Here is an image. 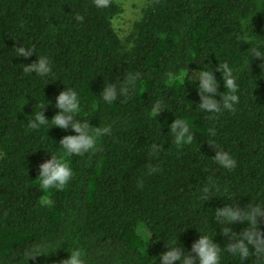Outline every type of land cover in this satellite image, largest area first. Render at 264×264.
Returning a JSON list of instances; mask_svg holds the SVG:
<instances>
[{
    "label": "trees",
    "instance_id": "1",
    "mask_svg": "<svg viewBox=\"0 0 264 264\" xmlns=\"http://www.w3.org/2000/svg\"><path fill=\"white\" fill-rule=\"evenodd\" d=\"M120 12L115 0H0V264H61L73 249L84 264H160L177 239L195 255L200 233L221 246L219 264H264V217L227 225L216 216L226 205L264 209V61L251 56L264 54V0H148L124 41L112 25ZM22 44L35 52L18 57ZM41 55L51 73H25ZM201 62L224 94L215 70L232 68L234 111L199 108L198 82L180 75ZM130 75L129 90L105 102L104 85L123 88ZM65 86L79 94L80 119L111 131L95 151L65 157L73 176L63 188L44 190L39 164L75 132L27 121L45 104L50 119ZM175 119L193 140L177 142ZM211 144L235 167L220 166ZM246 230L255 244L230 253L222 232L239 241Z\"/></svg>",
    "mask_w": 264,
    "mask_h": 264
},
{
    "label": "clouds",
    "instance_id": "2",
    "mask_svg": "<svg viewBox=\"0 0 264 264\" xmlns=\"http://www.w3.org/2000/svg\"><path fill=\"white\" fill-rule=\"evenodd\" d=\"M107 0H96L97 7H105ZM18 57L27 58L35 52L33 48H26L23 44L15 48ZM251 56H255L264 61V54L258 49L251 51ZM202 66L195 73L196 87L199 93L200 102L199 108L205 112L218 113L221 110L234 111V106L239 102L238 86L232 68L227 64H218L216 67L217 72H220L223 78L224 89H227V94L224 92H218L219 81L216 79L213 70L210 67H206L203 62ZM264 69V63L260 65ZM23 71L25 73H34L39 77H47L52 71V65L47 56H37L35 62L31 64H24ZM136 81L135 75H130L127 80V85L123 88H118L115 82L104 85L102 90L103 99L105 102H112L117 98V93L121 95L128 91V85L134 84ZM218 95L221 99L218 101L214 97ZM51 103L50 101H47ZM46 105V104H45ZM45 105L41 106L38 113L32 115V119L27 121V127L31 129H37L38 127H49V122L53 127L60 129H68L69 127L74 130V135H66L59 140V147L62 149L63 154H57L52 151L50 153V159L46 162L39 164L38 181L41 189L47 190L51 188L61 189L72 178L73 170L69 166L66 156L83 155L89 151H95L97 149V141L100 137L109 134L110 127H96L91 126L86 119H80L78 117V111L80 109V99L78 92L73 88H65L59 92L55 97L54 107L58 109L57 112L49 119L47 118L42 109ZM160 105H156L157 114L160 113ZM170 127V131L173 133L177 142H188L193 140L194 133L188 127V124L183 120L175 119ZM214 135V130L211 131ZM214 145V144H211ZM215 148V156L213 159L225 169H232L236 165L235 159L227 152ZM44 205L51 204V200L44 198L41 201ZM216 216L221 218V222L229 225L235 222L242 221V216H247L249 221L257 220L258 217H264V209L258 207L250 208L247 212H242L237 207H231L226 205L223 208L216 209ZM222 234L229 237V243L227 250L230 253H237L244 257L247 255L248 249L246 242L249 244H255L254 234L250 231H244L239 233L240 240L236 241L232 238L231 232L225 231ZM221 246L215 242L214 238H210L208 235L201 234L199 238L191 245L190 255L188 250L184 248L182 244L178 243V239L175 244H169L167 242V250L159 256L160 264H219L220 262ZM69 255L64 259L61 264H84L82 252L79 249H73L68 251Z\"/></svg>",
    "mask_w": 264,
    "mask_h": 264
},
{
    "label": "rangeland",
    "instance_id": "3",
    "mask_svg": "<svg viewBox=\"0 0 264 264\" xmlns=\"http://www.w3.org/2000/svg\"><path fill=\"white\" fill-rule=\"evenodd\" d=\"M121 12L113 18L112 25L119 37L124 41L132 31L134 23L141 17L142 10L148 0H115ZM197 71H183L181 77L195 80Z\"/></svg>",
    "mask_w": 264,
    "mask_h": 264
}]
</instances>
